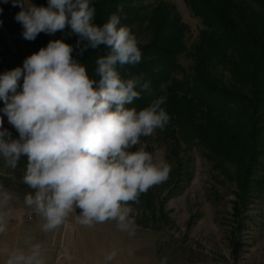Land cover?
Listing matches in <instances>:
<instances>
[{"label": "clouds", "instance_id": "9594fccd", "mask_svg": "<svg viewBox=\"0 0 264 264\" xmlns=\"http://www.w3.org/2000/svg\"><path fill=\"white\" fill-rule=\"evenodd\" d=\"M12 4L21 9L15 20L28 41L41 32L54 35L70 26L80 37L77 46L87 41L81 52L101 45L110 50L96 60L98 80L89 77L86 67L73 58V46L61 39L27 57L22 67L0 74L2 111L18 132V139H13L0 117V156L13 169L22 156L27 158L23 182L34 195L27 194L25 204L44 218L45 232L60 227L78 208L82 225L113 220L118 229L134 235L132 209L127 205L165 182L171 166L155 160L143 146L129 149L140 143L141 136L163 130L170 116L162 107L165 96L139 111L126 107L151 88L142 76L124 79L117 71V65H135L142 59L136 36L121 25L118 13L123 6L97 26L90 0H48L46 7L26 5L25 0ZM0 198L7 203L11 195L2 192ZM6 227L0 214V234ZM40 251L36 244L31 255L13 253L6 264H44ZM116 255L108 253L106 264Z\"/></svg>", "mask_w": 264, "mask_h": 264}, {"label": "trees", "instance_id": "16d2710c", "mask_svg": "<svg viewBox=\"0 0 264 264\" xmlns=\"http://www.w3.org/2000/svg\"><path fill=\"white\" fill-rule=\"evenodd\" d=\"M27 1L36 6L48 4V0ZM185 2L204 26L189 51L194 65L187 80L173 77L180 70L177 57L186 51L187 31L174 5L162 0H90V6L95 8L93 23L97 26L106 23L111 14L117 13L118 6H123L118 13L122 26L129 27L132 33L148 27V40L138 43L141 61L116 66L124 79L135 75L150 82L151 91H142L140 98L126 107L139 111L165 96L162 107L170 121L163 130H156L169 134L176 147L179 137L192 139L215 155L235 162L239 193L233 209L237 212L250 191L264 189V0ZM0 9L2 27L14 44L11 48L0 28V74L23 65L27 57L50 41L61 39L73 46V58L86 67L89 77L99 79L96 60L109 53L106 46H89L81 52L87 41L77 46L80 37L71 32L70 26L54 35L41 32L34 41H28L23 38L22 25L15 20L20 7H14L11 0H0ZM215 67L228 74V79L213 76L211 69ZM2 103L0 100V106ZM129 151H135L134 147ZM172 155L177 157L176 153ZM257 172L261 174L255 177ZM75 211L80 214L78 208ZM238 249L239 242L235 241V256Z\"/></svg>", "mask_w": 264, "mask_h": 264}, {"label": "rangeland", "instance_id": "374dc122", "mask_svg": "<svg viewBox=\"0 0 264 264\" xmlns=\"http://www.w3.org/2000/svg\"><path fill=\"white\" fill-rule=\"evenodd\" d=\"M162 1L174 5L181 21L187 26L184 36L186 51L177 57L180 70L173 75L176 80H187L194 65L189 51L204 26L200 18L190 11L185 0ZM25 3L30 4L27 0ZM0 28L7 43L14 48L1 23ZM133 34L138 43H145L150 36L146 26L134 30ZM223 73L220 67L211 69L213 76L223 75L227 80L228 74ZM22 82L21 79V85ZM161 88L164 89V86ZM3 107L4 102L0 106L3 128L11 133L13 139H18V132L9 124ZM141 146L155 160H164L171 166L165 182L140 194L139 202L127 205L132 209L130 218L142 223H134L136 232H141L143 238L154 243L159 261L166 258V262L209 260L216 264H264V189L250 191L246 202L240 203L236 212L233 206L239 189L235 182V162L215 155L192 139L179 137V146L176 147L169 134L158 130L150 136H141L140 143L134 146L135 151ZM175 153L177 157L172 155ZM261 161L264 163V159ZM26 166L25 156L20 158L14 169L0 156V193L11 195L7 203L0 198V214H3L8 227L23 228V232L28 230L31 233L36 229L43 237L54 234L56 249L65 248L60 252V260L66 259V245L72 243L75 237V226L82 225L77 219L80 214L74 210L60 227L50 232L43 231L44 218L24 202L27 194L34 195V190L23 182ZM235 241L239 242L237 256L233 253Z\"/></svg>", "mask_w": 264, "mask_h": 264}, {"label": "crops", "instance_id": "0c3cea01", "mask_svg": "<svg viewBox=\"0 0 264 264\" xmlns=\"http://www.w3.org/2000/svg\"><path fill=\"white\" fill-rule=\"evenodd\" d=\"M133 229L134 235H130L128 231L118 229L116 222L96 223L91 227L76 225L75 237L72 243L66 245L68 255L66 259L60 260V252L65 251V248L56 249L54 234L51 237H43L36 229L31 233L28 230L23 232V228L7 226L6 231L0 234V264H6L7 258L13 253L31 255L36 244L41 245L39 258L44 264H106L105 256L112 251H116L117 255L107 264H161L154 252V243L143 238L141 232H136L135 224ZM166 264L216 263L209 260H192Z\"/></svg>", "mask_w": 264, "mask_h": 264}]
</instances>
